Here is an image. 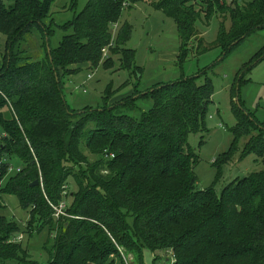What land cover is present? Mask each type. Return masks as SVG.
<instances>
[{"label":"trees","instance_id":"obj_1","mask_svg":"<svg viewBox=\"0 0 264 264\" xmlns=\"http://www.w3.org/2000/svg\"><path fill=\"white\" fill-rule=\"evenodd\" d=\"M53 1L0 0V33L5 36V64L0 67V127L5 133L0 138V209L5 207L2 195L13 194L29 209L25 230H47L40 247L47 254L46 264H113L109 258L120 256L118 248L134 255L136 264H144L145 249H171L174 264H264V123L242 111L237 98L232 108L237 123L230 127L233 138L218 156L217 168L232 159L238 139L248 136L241 157L255 154L262 169L235 178L220 193L213 186L197 189L196 152L187 137L206 130L211 79L206 76L198 83V76H192L157 84L139 95L149 96L153 105L138 118L106 102L98 108L73 109L65 100L61 78L80 71L71 65L96 67L101 62L110 67L112 55L118 56L120 68L129 70L134 51L124 43L132 25L118 22L121 0H87L62 26L70 32L51 48L52 22L45 20ZM151 1L178 27L180 63L191 52L200 55L213 47L225 57L264 28V0ZM212 17L219 19L220 29L206 42L197 22L206 25ZM33 27L44 38L45 57L29 61L19 58L14 47ZM263 58L264 46L240 73ZM105 93L107 98L112 91ZM135 98L129 95L121 105ZM98 138L102 143L96 146ZM86 151L96 156L93 162ZM12 158L18 160L19 171L9 173ZM39 174L42 184L30 185ZM69 180L75 190L67 192ZM67 197L66 213L71 216L55 219L50 203ZM19 230L12 218L0 213V264H37L28 248L14 240Z\"/></svg>","mask_w":264,"mask_h":264},{"label":"rangeland","instance_id":"obj_2","mask_svg":"<svg viewBox=\"0 0 264 264\" xmlns=\"http://www.w3.org/2000/svg\"><path fill=\"white\" fill-rule=\"evenodd\" d=\"M223 1L229 4L235 0ZM86 2L87 0L53 1L49 17L45 20L46 23L50 19L52 22L53 32L49 36L51 48L57 46L61 37L70 32L62 26L83 9ZM201 10L204 12L203 9ZM118 22L119 24L127 22L132 25L131 34L124 43L125 47L134 51L132 67L129 70L120 68L117 55H112L113 65L107 68L103 67L101 62L96 67H90L88 64L71 65L70 68L76 70L80 67V71L67 73L61 78L68 105L76 110L86 105L93 108L102 107L106 103L118 105V108H115L118 112L138 118L142 111L150 110L153 105L149 96L139 97V95H143L157 84H167L182 77L192 76H198L197 82L202 83L208 76L213 85V93L205 117L206 130L201 133H191L187 137L188 145L196 152L197 160L194 166L197 177L196 188L203 190L213 186L216 193H220L223 187L235 178H242L262 169L261 159H258L255 154L250 153L241 157L243 147L250 139L248 136H241L238 139V150L235 151L231 160L218 168L216 160L220 153L228 149L232 141L230 127L237 123L232 108L237 103V98L238 103L243 107L242 111L264 123V58L249 70L244 69L240 73L245 65L251 63L250 58L264 46V28L249 35L225 57L222 56L220 48L213 47L200 55L191 52L188 59L180 63L178 61L180 44L178 27L172 18L157 10L151 0H130V4L122 9ZM224 26L227 28L229 21H225ZM197 28L204 40L210 42L220 29L219 19L212 17L206 25L198 21ZM43 41L44 38L38 29L33 27L25 35L24 40L16 44L14 51L24 60L43 59L45 57ZM4 51L5 36L0 33V67L5 64ZM132 71L134 73H131ZM202 71L206 73L200 74ZM240 75L242 77L236 94L234 87ZM84 89L85 92H83ZM106 89L112 91L107 98H105L108 96L105 93ZM129 95L137 98L130 104L121 105L123 99ZM5 109L3 108L4 111ZM1 132L3 130L0 127ZM101 143L102 139L98 138L95 141L96 146ZM85 154H88L90 162L96 159V156L90 152L86 151ZM9 162L13 168L9 173H14L19 166L18 160L12 158ZM66 190L67 192L75 190L71 180L68 181ZM66 201L70 202V197H67ZM1 203L5 207L0 209V213L12 218L19 226L20 230L14 240L28 248L31 258L37 264H46L47 254L40 247L46 241L47 230L44 229L39 233L35 230H25L28 225L26 222L29 218V209L23 208L15 195L4 193ZM19 236L21 239H17ZM166 251L143 250L144 264H164V259L167 257ZM124 257L128 264H136V259L131 253L124 252ZM109 259L113 260V264L125 262L122 255L111 256Z\"/></svg>","mask_w":264,"mask_h":264},{"label":"built area","instance_id":"obj_3","mask_svg":"<svg viewBox=\"0 0 264 264\" xmlns=\"http://www.w3.org/2000/svg\"><path fill=\"white\" fill-rule=\"evenodd\" d=\"M130 4V0H121V7L122 8H125V7H127L128 5ZM118 29V24L116 23V24H114L113 25V27H112V29H111V34H112V41H114L113 39H114V36H115V34H116V30ZM112 41H110V43L108 44V46H106L104 49H103V56H106V53H107V48L109 47V46H111L112 45ZM90 77V76H89ZM83 92H85V89L83 90ZM5 135V133H4V131L3 132H1L0 133V138L2 137V136H4ZM112 156V155H111ZM9 170L10 171H12L13 170V168L12 167H9ZM16 171H19V168L17 167L16 169H15ZM39 179H38V181H39V184L41 185L42 184V177H41V175L39 174V177H38ZM50 206H51V208H52V210H53V217L55 218V219H57V218H59V217H61V216H66V217H70L71 215H69V214H67L66 213V208H67V206H68V202L66 201V200H62V201H60L58 204H51L50 203ZM17 239H21V236H19ZM19 241V240H18ZM118 251H119V254H120V256L122 255V258L124 259V263L123 264H128L127 262L128 261H126V258L124 257V252L121 250V248H118ZM122 253V254H121ZM166 253H167V257H165V262H166V264H174L175 263V256H174V253H173V251L171 250V249H169V250H167L166 251ZM165 262H164V264H165Z\"/></svg>","mask_w":264,"mask_h":264},{"label":"water","instance_id":"obj_4","mask_svg":"<svg viewBox=\"0 0 264 264\" xmlns=\"http://www.w3.org/2000/svg\"><path fill=\"white\" fill-rule=\"evenodd\" d=\"M38 184H39L38 179H36V180H34V181H32V182L30 183V185H38Z\"/></svg>","mask_w":264,"mask_h":264},{"label":"crops","instance_id":"obj_5","mask_svg":"<svg viewBox=\"0 0 264 264\" xmlns=\"http://www.w3.org/2000/svg\"><path fill=\"white\" fill-rule=\"evenodd\" d=\"M25 38V37H24Z\"/></svg>","mask_w":264,"mask_h":264}]
</instances>
